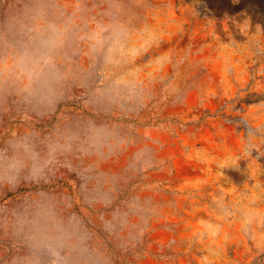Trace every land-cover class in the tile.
Instances as JSON below:
<instances>
[{
	"label": "rangeland",
	"instance_id": "obj_1",
	"mask_svg": "<svg viewBox=\"0 0 264 264\" xmlns=\"http://www.w3.org/2000/svg\"><path fill=\"white\" fill-rule=\"evenodd\" d=\"M21 138L46 167L0 184V264H53L46 244L65 231L75 264H264V28L251 14L0 0V149Z\"/></svg>",
	"mask_w": 264,
	"mask_h": 264
},
{
	"label": "clouds",
	"instance_id": "obj_2",
	"mask_svg": "<svg viewBox=\"0 0 264 264\" xmlns=\"http://www.w3.org/2000/svg\"><path fill=\"white\" fill-rule=\"evenodd\" d=\"M9 148L11 153L8 149H0V184L15 186L25 167L29 168L30 175L37 178L43 176L46 162L34 151L27 138L11 142ZM21 152L31 162L30 166L21 158ZM46 246L56 258L53 264H75L78 248L71 243V233L65 231L62 236L57 238V242L49 241ZM64 249L67 251L62 255Z\"/></svg>",
	"mask_w": 264,
	"mask_h": 264
},
{
	"label": "trees",
	"instance_id": "obj_3",
	"mask_svg": "<svg viewBox=\"0 0 264 264\" xmlns=\"http://www.w3.org/2000/svg\"><path fill=\"white\" fill-rule=\"evenodd\" d=\"M202 4L216 16L247 12L264 28V0H240L231 3L229 0H201Z\"/></svg>",
	"mask_w": 264,
	"mask_h": 264
}]
</instances>
